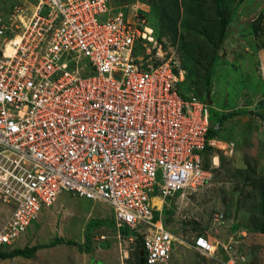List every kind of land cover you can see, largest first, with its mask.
<instances>
[{"label": "built area", "instance_id": "built-area-1", "mask_svg": "<svg viewBox=\"0 0 264 264\" xmlns=\"http://www.w3.org/2000/svg\"><path fill=\"white\" fill-rule=\"evenodd\" d=\"M124 11L109 0H38L29 18L15 8L0 21V203L9 210L0 246L69 192L110 207L117 240L141 239L143 264L169 261L178 238L152 201L167 206L210 183L216 127L168 61L136 55L155 42L153 28ZM191 246L214 253L204 235ZM126 257L120 250L111 264Z\"/></svg>", "mask_w": 264, "mask_h": 264}, {"label": "rangeland", "instance_id": "rangeland-1", "mask_svg": "<svg viewBox=\"0 0 264 264\" xmlns=\"http://www.w3.org/2000/svg\"><path fill=\"white\" fill-rule=\"evenodd\" d=\"M109 1L153 28L155 42L136 55L150 52L153 60L168 61L179 90L210 105L217 130L215 165L208 157L205 161L210 183L162 208L163 226L178 238L167 264H264V0H177L179 20L168 31L163 20L174 18L170 0ZM37 2L0 0V21L9 22L15 8L29 18ZM231 111L236 114L223 118ZM45 211L13 246H0V253L38 246L35 253L0 259V264H90L89 253L110 261L124 249L125 264H137L136 246L117 240L107 205L62 192ZM8 214L0 203V225ZM100 235L106 236L104 243ZM197 235L213 242L212 256L192 248ZM56 238L82 248L88 238L90 250L79 252L68 244L42 247Z\"/></svg>", "mask_w": 264, "mask_h": 264}, {"label": "trees", "instance_id": "trees-1", "mask_svg": "<svg viewBox=\"0 0 264 264\" xmlns=\"http://www.w3.org/2000/svg\"><path fill=\"white\" fill-rule=\"evenodd\" d=\"M170 8H171V14L172 16H174V18L172 19V21H169V20H166L164 18L163 20V25H165L166 28H169L167 29L166 31L168 30H175L174 28H176V25L178 23V20H179V4L177 2V0H170ZM141 17V16H140ZM170 25V26H168ZM172 28V29H171ZM208 92V91H207ZM263 98L261 99L260 103H262V101L264 100V94L262 96ZM236 112L234 111H231L229 112L228 114H225L223 116V118H229L233 115H235ZM211 122L213 124V116L211 115ZM208 138H216L217 139V130H213L210 128L209 132H208ZM215 150L216 149H212V148H207V152L205 154V157L207 158H210V156H212L214 153H215ZM205 168L207 169V166H205ZM155 217H157L158 215L155 213ZM113 219V222H114V229H115V232H117V228H116V225H115V221H114V218L112 217ZM90 223H92V220L90 221ZM103 222H95V224H102ZM120 232L122 234H127L129 232V230H127V228H121L120 229ZM87 245H85L83 248L82 247H79L76 243L74 242H71V241H64L60 238H56L53 242L47 244L46 246H42V247H51V246H55V245H58V244H68V245H73V246H76V248L79 250V252H85V251H88L90 249V246L88 245V238H87ZM6 246V245H4ZM134 246H136V249H135V255H136V259H137V264H141L140 263V260H141V257L139 255L140 252H142V242H141V239L140 238H137L136 239V242L134 244ZM39 247L38 246H32V247H24V248H14L8 252H5V253H0V259H9V258H13V257H19V256H22L24 258H30L34 253L35 251L38 249ZM143 258V257H142Z\"/></svg>", "mask_w": 264, "mask_h": 264}, {"label": "crops", "instance_id": "crops-1", "mask_svg": "<svg viewBox=\"0 0 264 264\" xmlns=\"http://www.w3.org/2000/svg\"><path fill=\"white\" fill-rule=\"evenodd\" d=\"M89 202H91V201H89ZM91 203H95V202H91ZM152 203L155 205V206H158V208H157V210L159 211L160 210V208L161 207H164L165 205H162V203H161V200L160 199H158V198H155V199H153V201H152ZM43 214H45V215H47V213H46V211L43 213H41L39 216H40V218L42 217V216H44ZM112 216H113V214H111ZM38 216V217H39ZM111 216V217H112ZM107 219V218H106ZM113 220V219H112ZM103 222V221H102ZM114 223V222H113ZM114 228V227H113ZM101 236H104V235H100V239H101ZM105 238H106V236H104ZM101 241L104 243V241H105V239L104 240H102L101 239ZM193 243V242H192ZM191 243V244H192ZM90 250V249H89ZM89 250L88 251H85L84 253H88L89 252ZM119 257H120V254H119ZM13 258H15V257H13ZM10 259V258H9ZM4 260H8V259H4ZM101 260H103L104 261V263L101 261ZM118 260V256L116 257V259L115 260H110V261H108V260H106L103 256H100V255H98V256H96V257H91L90 256V253H89V262H90V264H111V263H114V262H116Z\"/></svg>", "mask_w": 264, "mask_h": 264}, {"label": "water", "instance_id": "water-1", "mask_svg": "<svg viewBox=\"0 0 264 264\" xmlns=\"http://www.w3.org/2000/svg\"><path fill=\"white\" fill-rule=\"evenodd\" d=\"M139 255H140V257H141L140 263L143 264V259H142L143 252H140Z\"/></svg>", "mask_w": 264, "mask_h": 264}, {"label": "clouds", "instance_id": "clouds-1", "mask_svg": "<svg viewBox=\"0 0 264 264\" xmlns=\"http://www.w3.org/2000/svg\"><path fill=\"white\" fill-rule=\"evenodd\" d=\"M161 213H162V211H161ZM113 217V216H112ZM116 233V232H115ZM143 252V251H142ZM143 257V256H142ZM143 259V258H142Z\"/></svg>", "mask_w": 264, "mask_h": 264}]
</instances>
